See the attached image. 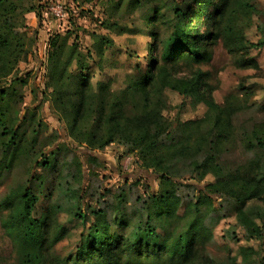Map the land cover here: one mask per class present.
Here are the masks:
<instances>
[{
    "label": "trees",
    "instance_id": "obj_1",
    "mask_svg": "<svg viewBox=\"0 0 264 264\" xmlns=\"http://www.w3.org/2000/svg\"><path fill=\"white\" fill-rule=\"evenodd\" d=\"M149 1L128 0L134 7ZM24 7L38 9L34 4ZM164 7L173 12L178 27L163 38L158 27L164 14L156 8L151 11L152 16L146 19L154 42L149 66L126 75L121 89H114L110 78L94 82L88 71L94 55L100 57V74L104 71L103 58L111 46L105 37L99 38L93 54L89 51L85 56L64 38L56 36L50 41L48 88L52 89L57 121L62 124V130L53 131V139L60 142L64 131L68 140L89 152L103 151L115 143L129 146L130 153L136 152L139 166L158 174L160 180L158 191L136 205H131L121 190L114 195L112 205H88L87 214L81 212L80 192L62 187L66 178L78 179L82 173L78 161L73 175L64 171L62 153L70 151L69 143L46 152L39 147V138L47 127L38 113L28 110L22 117L18 114L16 102L22 96L17 86L23 83L14 73L23 53L24 35L17 32L16 0H0V82L5 83L0 85V180L23 160L33 158L34 162L26 182L12 188L1 203L8 210L4 227L13 240L19 264H46L53 245L66 234L65 226L56 221L61 207L50 205L40 217L35 214L47 186L46 177L56 182L47 190L68 194L72 209L77 211L75 216L83 221L90 218L78 247V264H129L142 257L163 264H198L218 222L209 194L234 201L240 208L251 201L264 204V124L242 139L253 159L246 166L225 169L221 155L222 145L232 136L230 113L211 99L204 73L178 75L181 66L193 70L210 60L209 41H221L230 53L248 52L254 45L246 39L238 20L241 14H250L252 5L247 0H167ZM245 67L258 69L251 59L245 61ZM9 77L11 81H7ZM166 90L205 104L204 117L179 123L172 130L163 116ZM260 107L264 109V103ZM88 160L94 163L97 158L88 156ZM184 162L192 166V175L203 179L211 173L216 182L188 201L179 214L184 202L180 192L190 188L175 174L178 164ZM260 237V231L254 229L251 239ZM66 263L55 258V264ZM231 264L238 263L232 259Z\"/></svg>",
    "mask_w": 264,
    "mask_h": 264
},
{
    "label": "rangeland",
    "instance_id": "obj_2",
    "mask_svg": "<svg viewBox=\"0 0 264 264\" xmlns=\"http://www.w3.org/2000/svg\"><path fill=\"white\" fill-rule=\"evenodd\" d=\"M247 1L253 9L250 14L239 16L238 25L254 46L248 52L230 53L221 41H209L210 60L193 70L181 66L178 73L182 77L191 76L193 71L204 73L211 99L230 113L228 121L232 136L222 145L221 155V163L227 170L246 166L253 159V153L246 150L242 139L245 133L249 134L264 124V109L260 107L264 103V0ZM16 3L19 6L17 32L24 35L23 53L14 73V77L23 83L17 86L22 96V100L16 102L17 111L22 117L26 111L35 110L46 124L47 128L39 138V147L45 148L46 152L66 141L69 143L70 151L62 153L65 157L64 171L68 176L73 175L75 161H78L82 173L78 179L66 178L62 183L63 190L79 191L83 197L81 212L87 214L88 205L97 208L112 205L114 195L121 190L127 193L131 205H136L149 193H156L160 184L158 174L142 169L136 152L130 153L129 146L115 143L103 151L89 152L68 140L64 131V140L53 139V131L62 130V124L57 121L51 101L52 89L48 88V53L50 41L56 36L61 37L60 40L66 39L69 46L75 44L84 56L89 51L93 54L99 38L105 37L111 46L103 58L104 71L100 74V57L94 55V60L88 62L89 74L94 82L102 77L110 78L114 89L124 88L126 75L136 74L138 68L144 71L149 66L150 48L154 42L146 19L152 16L151 11L156 8L164 14L158 27L163 38L174 34L178 27L173 12L164 7L167 0H150L135 7L128 0H16ZM33 4L38 9L28 11L24 7ZM247 59L256 62L258 69L245 67ZM11 79L9 77L7 81ZM0 85L5 83L1 81ZM162 99L165 103L163 116L172 130H176L179 123L202 119L207 111L205 104L193 103L190 98L170 90L164 92ZM88 156L96 157L97 161L91 163ZM33 163V158L23 160L0 180V264H19L13 240L4 227L8 210L1 203L12 188L26 182L33 172ZM175 171L178 179L190 185L180 192L184 202L179 214H183L187 202L197 199L200 191L214 184L216 178L211 173L203 179L199 174L192 175L193 168L187 162L179 163ZM46 178L47 186L35 214L40 217L50 205L59 206L62 209L56 221L66 229L64 238L53 245L46 264H55V258L67 261L66 264H78V247L91 223L90 218L83 221L75 216L77 211L72 209L69 195L47 190L56 182L54 178ZM209 195L214 200V217L218 222L214 225L213 240L198 264H231L232 259H236L238 264H264V204L251 201L240 208L234 201ZM254 229L260 231V238L251 239ZM53 230L57 231L55 225ZM129 264L163 263L142 257L139 262Z\"/></svg>",
    "mask_w": 264,
    "mask_h": 264
}]
</instances>
